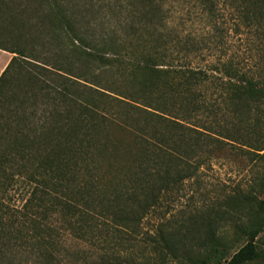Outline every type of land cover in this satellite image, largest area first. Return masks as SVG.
<instances>
[{"label":"trees","instance_id":"16d2710c","mask_svg":"<svg viewBox=\"0 0 264 264\" xmlns=\"http://www.w3.org/2000/svg\"><path fill=\"white\" fill-rule=\"evenodd\" d=\"M167 1L0 0V264L12 250L31 264L259 257L264 174L223 210L144 225L205 157L264 161V0H196L244 52L199 66Z\"/></svg>","mask_w":264,"mask_h":264},{"label":"rangeland","instance_id":"374dc122","mask_svg":"<svg viewBox=\"0 0 264 264\" xmlns=\"http://www.w3.org/2000/svg\"><path fill=\"white\" fill-rule=\"evenodd\" d=\"M164 11L167 26L182 36L193 38L194 44L199 48L197 55L190 58L191 65H206V63L216 61L218 57L226 59L236 52H240L243 56L244 52L240 49L239 38L233 33L230 24L223 23V20L219 19L217 25L219 28L214 31L213 22L202 11L196 0H168L164 4ZM11 56V53L0 49V73ZM227 148L231 150L223 152L219 157H205L196 176L185 179L178 186V190L169 194L162 202V207L157 212L158 215L148 217L144 225L154 229L159 221L168 220L170 224H179L198 211L210 210L212 213L220 211L226 207L225 202L231 196L249 191L255 185V181L264 174V161L251 160V155L240 150L239 147L227 146ZM257 197L264 204V186L261 187L259 193L257 192ZM164 211H166L165 214ZM222 223V233L233 252L243 241L235 235L230 220ZM260 235L258 238L260 255L248 264H264V231ZM6 263L31 264L27 261L26 255L19 250H12L8 253ZM169 264L191 263L171 262ZM219 264H225V262L221 261Z\"/></svg>","mask_w":264,"mask_h":264},{"label":"crops","instance_id":"0c3cea01","mask_svg":"<svg viewBox=\"0 0 264 264\" xmlns=\"http://www.w3.org/2000/svg\"><path fill=\"white\" fill-rule=\"evenodd\" d=\"M2 51H4V50H2ZM4 52H6V53H9V52H7V51H4ZM7 57H5V59H6ZM9 60V59H8Z\"/></svg>","mask_w":264,"mask_h":264}]
</instances>
